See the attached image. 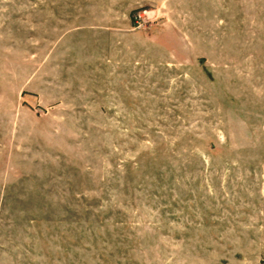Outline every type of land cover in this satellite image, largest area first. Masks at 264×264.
<instances>
[{
    "label": "rangeland",
    "instance_id": "obj_1",
    "mask_svg": "<svg viewBox=\"0 0 264 264\" xmlns=\"http://www.w3.org/2000/svg\"><path fill=\"white\" fill-rule=\"evenodd\" d=\"M0 264H264V0H0Z\"/></svg>",
    "mask_w": 264,
    "mask_h": 264
}]
</instances>
